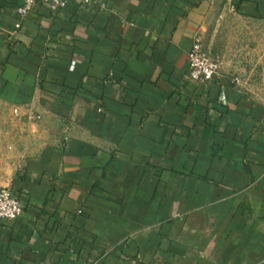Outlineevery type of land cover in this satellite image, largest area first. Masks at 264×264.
Wrapping results in <instances>:
<instances>
[{"label":"crops","instance_id":"obj_1","mask_svg":"<svg viewBox=\"0 0 264 264\" xmlns=\"http://www.w3.org/2000/svg\"><path fill=\"white\" fill-rule=\"evenodd\" d=\"M24 4L0 0V191L23 207L0 264H264V0Z\"/></svg>","mask_w":264,"mask_h":264},{"label":"built area","instance_id":"obj_2","mask_svg":"<svg viewBox=\"0 0 264 264\" xmlns=\"http://www.w3.org/2000/svg\"><path fill=\"white\" fill-rule=\"evenodd\" d=\"M45 0H25V4L19 8V13L23 17L31 14L34 8ZM50 2L51 9L54 12L61 11L68 6L73 0H47ZM189 58L188 80L200 85L211 84L218 76L221 70V60L212 57L206 50L202 38L198 35L194 38ZM76 66V61L72 63V70ZM236 85L241 84V79L234 80ZM14 113L19 116V110L15 109ZM41 120V117H36ZM23 212V207L19 199L15 197L10 189L3 188L0 191V222H15Z\"/></svg>","mask_w":264,"mask_h":264},{"label":"rangeland","instance_id":"obj_3","mask_svg":"<svg viewBox=\"0 0 264 264\" xmlns=\"http://www.w3.org/2000/svg\"><path fill=\"white\" fill-rule=\"evenodd\" d=\"M237 27L240 25L241 26V23H236L235 24ZM222 39H219L220 41L222 40V42L224 41V39H227V38H224V37H221ZM227 40H229V39H227ZM225 42V41H224ZM233 55H235V54H233ZM232 55V56H233ZM230 56V55H229ZM246 56H247V53H246V50L244 49V50H242V51H240L239 53H238V57H239V60H241V61H243V60H245L244 58H246Z\"/></svg>","mask_w":264,"mask_h":264}]
</instances>
